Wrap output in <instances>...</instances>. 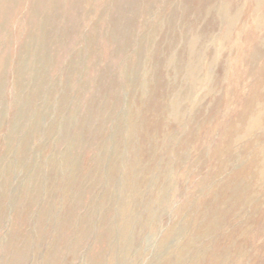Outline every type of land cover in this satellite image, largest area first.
Segmentation results:
<instances>
[{
    "label": "rangeland",
    "instance_id": "374dc122",
    "mask_svg": "<svg viewBox=\"0 0 264 264\" xmlns=\"http://www.w3.org/2000/svg\"><path fill=\"white\" fill-rule=\"evenodd\" d=\"M0 264H264V0H0Z\"/></svg>",
    "mask_w": 264,
    "mask_h": 264
},
{
    "label": "bare ground",
    "instance_id": "6f19581e",
    "mask_svg": "<svg viewBox=\"0 0 264 264\" xmlns=\"http://www.w3.org/2000/svg\"><path fill=\"white\" fill-rule=\"evenodd\" d=\"M260 115V114H259Z\"/></svg>",
    "mask_w": 264,
    "mask_h": 264
}]
</instances>
